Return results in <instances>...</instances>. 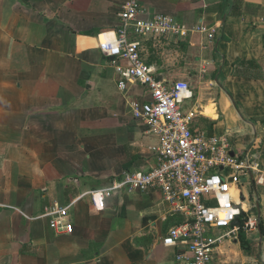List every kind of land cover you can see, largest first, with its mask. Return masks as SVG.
I'll return each instance as SVG.
<instances>
[{"label":"crops","instance_id":"1","mask_svg":"<svg viewBox=\"0 0 264 264\" xmlns=\"http://www.w3.org/2000/svg\"><path fill=\"white\" fill-rule=\"evenodd\" d=\"M126 1L0 0V264H176L177 250L162 242L186 218L160 192L115 189L102 211L90 198L156 165L158 140L129 108L149 92L132 84L120 91L98 47L115 39ZM139 2L149 17L215 31L212 39H129L141 41L158 81L189 85L193 104L183 108L195 116L193 129L235 136L231 155L250 150L259 159L255 202L243 190L234 196L244 240L238 229L224 238L216 264H264V0ZM55 205L70 233L50 228L56 215L45 210Z\"/></svg>","mask_w":264,"mask_h":264},{"label":"built area","instance_id":"2","mask_svg":"<svg viewBox=\"0 0 264 264\" xmlns=\"http://www.w3.org/2000/svg\"><path fill=\"white\" fill-rule=\"evenodd\" d=\"M118 17L121 25L115 39L99 43V51L103 57L112 59L120 91H126L129 84L148 90V101H131L129 108L132 118L144 127L145 135L158 140L156 165L148 173H126L124 180L111 189L91 192L92 207L102 211L106 198L115 189L158 191L173 212H181L186 218L181 225L171 228L162 242L164 247L177 250L176 264H216L218 246L224 238L237 235L238 226L233 223L244 213L239 203L234 202V196L242 195L240 185L243 187L244 179L252 185L250 174L253 183L260 184L263 180L259 159L250 150L232 156L227 135L210 136L193 129L195 116L183 108L192 98L189 85L183 81L156 80L153 68L141 58V41L129 39L134 35L145 40L167 37L182 41L192 32L212 39L215 31L203 26L191 30L167 15L149 17L139 0H127ZM45 212L56 215L49 222L52 230L71 232V224L59 206ZM257 224V220L252 222L253 226ZM218 229L226 233L216 237L213 232Z\"/></svg>","mask_w":264,"mask_h":264},{"label":"rangeland","instance_id":"3","mask_svg":"<svg viewBox=\"0 0 264 264\" xmlns=\"http://www.w3.org/2000/svg\"><path fill=\"white\" fill-rule=\"evenodd\" d=\"M154 78L156 79V80H158L159 78L157 77V75H154ZM139 101V100H138ZM193 104V101H191V102H186V103H184V108H189L191 105ZM185 111V110H184ZM235 137V136H234ZM234 137H232L230 140H229V143H230V145H231V147L233 148L234 146H235V143L237 142L236 141V139L234 138ZM236 141V142H235ZM247 143V140L245 141L244 140V144H246ZM260 153H262V151H260ZM247 184V179H244V182H243V187H241V185H240V187H239V192H240V190H243L246 194H248V195H250L251 197H252V201H253V203L255 202V199H256V195H257V193H258V191H259V185H256V188L258 189V190H256V192L254 191V189L251 187V186H248V185H246ZM246 185V186H245ZM166 205V204H165ZM211 205L212 206H216V203L215 202H212L211 203ZM167 206V205H166ZM243 207V205L241 206V208ZM243 209V208H242ZM256 212V211H255ZM246 215L248 216V213H246ZM218 231V230H217ZM216 230L214 231V233L216 234V235H218L219 234V232H217ZM220 235V234H219Z\"/></svg>","mask_w":264,"mask_h":264},{"label":"trees","instance_id":"4","mask_svg":"<svg viewBox=\"0 0 264 264\" xmlns=\"http://www.w3.org/2000/svg\"><path fill=\"white\" fill-rule=\"evenodd\" d=\"M231 8L234 11L236 6L234 4H231ZM238 221L240 223L238 226L239 234H240V237H242V239H243L244 234H242V232H243V228H244V213H242V215L239 217ZM259 228H260L261 233H263V227H262L261 223L259 225Z\"/></svg>","mask_w":264,"mask_h":264},{"label":"water","instance_id":"5","mask_svg":"<svg viewBox=\"0 0 264 264\" xmlns=\"http://www.w3.org/2000/svg\"><path fill=\"white\" fill-rule=\"evenodd\" d=\"M233 156V155H232ZM250 179H251V182H252V185H253V189H254V191L256 192V188H255V184L253 183V176L250 174ZM256 209H257V214H258V218L260 219V215H261V213H260V209H259V205H258V203H257V205H256ZM239 221H238V219H236V221L233 223V225L234 226H239ZM258 230L260 231V229L258 228Z\"/></svg>","mask_w":264,"mask_h":264}]
</instances>
